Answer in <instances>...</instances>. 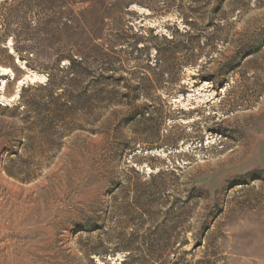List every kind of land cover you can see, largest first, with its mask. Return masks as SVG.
<instances>
[{"label": "rangeland", "instance_id": "obj_1", "mask_svg": "<svg viewBox=\"0 0 264 264\" xmlns=\"http://www.w3.org/2000/svg\"><path fill=\"white\" fill-rule=\"evenodd\" d=\"M0 68V264H264V0H0Z\"/></svg>", "mask_w": 264, "mask_h": 264}, {"label": "bare ground", "instance_id": "obj_2", "mask_svg": "<svg viewBox=\"0 0 264 264\" xmlns=\"http://www.w3.org/2000/svg\"><path fill=\"white\" fill-rule=\"evenodd\" d=\"M9 73V70L7 69H4V68H0V74H8Z\"/></svg>", "mask_w": 264, "mask_h": 264}, {"label": "water", "instance_id": "obj_3", "mask_svg": "<svg viewBox=\"0 0 264 264\" xmlns=\"http://www.w3.org/2000/svg\"><path fill=\"white\" fill-rule=\"evenodd\" d=\"M22 82H24V81H22Z\"/></svg>", "mask_w": 264, "mask_h": 264}]
</instances>
